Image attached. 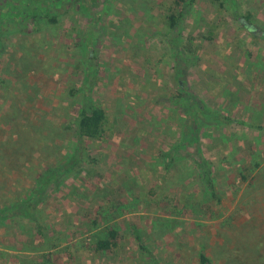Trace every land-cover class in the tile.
Returning a JSON list of instances; mask_svg holds the SVG:
<instances>
[{
	"label": "rangeland",
	"instance_id": "rangeland-1",
	"mask_svg": "<svg viewBox=\"0 0 264 264\" xmlns=\"http://www.w3.org/2000/svg\"><path fill=\"white\" fill-rule=\"evenodd\" d=\"M236 1L254 34L199 0L180 45L198 57L184 71L185 90L236 120L200 131L220 201L198 185L193 147L180 152L179 170L161 162L185 138L186 117L172 103L179 89L166 23L175 0H118L109 33L94 31L101 69L94 99L108 115L107 133L90 144L92 161L76 170L79 178L50 190L43 207L50 242L28 221L0 226V264H200L203 252L214 264H264V0ZM75 19L16 36L0 56V207L24 198L35 173L72 153L81 96L69 92L82 80L75 41L91 29ZM212 24L216 39L207 42L201 35ZM12 107L18 116L9 121ZM109 229L119 230L118 247L96 252L92 236Z\"/></svg>",
	"mask_w": 264,
	"mask_h": 264
},
{
	"label": "trees",
	"instance_id": "trees-1",
	"mask_svg": "<svg viewBox=\"0 0 264 264\" xmlns=\"http://www.w3.org/2000/svg\"><path fill=\"white\" fill-rule=\"evenodd\" d=\"M102 0H0V56L6 55L11 45L9 40L14 37H22L28 34H38L48 29L60 28L68 21H74L75 17L87 19L88 27L91 28L85 34L76 38L75 46L80 51L82 62V75L79 90L73 89L69 92L71 96H81L80 109L74 120L75 128L73 131L72 153L66 161L56 167H51L42 173H35L33 180L34 186L28 190L24 198L13 201L0 207V226L8 227L14 223L28 221L32 225V230L40 237H48L47 226H45L46 217L44 216V204L52 189L55 193L60 192L63 186L71 178H79L76 170L82 165L91 163L90 144L104 139L107 133L108 115L106 111L94 99L95 90L100 82V65L97 61L95 47L98 42L96 32L101 35H107L111 26L109 15L114 9L115 2L118 0H104L101 10L95 11ZM199 0H175L174 9L166 18L172 38L173 56L175 64V80L179 89V96L173 100L174 108L186 117L185 127L181 124L185 138L169 149L162 155V165L168 171L181 169V161L185 158L180 154L181 151H187L191 146L194 148L195 168L198 172V185L206 186L211 197L216 202L220 201L219 192L212 180V167L205 158L201 150L200 131L204 127L221 128L236 124L230 116L224 115L219 109L209 106L203 101H198L185 90L184 82L186 66L198 60L194 56L192 48H181V37L184 34L183 23L187 19L191 9ZM212 4L218 5L219 10L226 12L232 20L239 24L244 22L248 33L254 34L257 30L252 22L251 15H243L239 9L236 0H210ZM98 9V8H97ZM133 10H136V8ZM108 17V18H107ZM105 18H107L105 20ZM207 30V34L201 35V38L207 42H214L216 39L214 24ZM94 31L95 34H94ZM264 35V32H263ZM264 37V36H263ZM113 39V38H112ZM190 36L189 40H195ZM20 40V39H19ZM22 42V40H20ZM188 53L187 58H183ZM197 55V53H196ZM1 94V91H0ZM257 112V111H256ZM12 113V114H11ZM4 118L9 121L18 116V112L12 107V112L5 114ZM10 115V116H9ZM3 117V116H2ZM22 144V143H21ZM40 145H38L39 147ZM8 157V156H6ZM95 161V160H94ZM181 162V163H180ZM179 175V174H178ZM77 180V179H76ZM205 215L208 210L203 212ZM98 229V223L93 222L92 231ZM137 240L142 243L140 230L134 228ZM47 243L50 242L46 239ZM120 242V232L118 229H109L106 232L94 233L90 243L96 252L114 251ZM145 250L144 246H141ZM147 251V250H146ZM242 262L235 260L236 264H246L243 258ZM261 262L264 260H260ZM259 261V262H260ZM200 264H214L206 253L199 255ZM228 263V258L225 260Z\"/></svg>",
	"mask_w": 264,
	"mask_h": 264
},
{
	"label": "crops",
	"instance_id": "crops-1",
	"mask_svg": "<svg viewBox=\"0 0 264 264\" xmlns=\"http://www.w3.org/2000/svg\"><path fill=\"white\" fill-rule=\"evenodd\" d=\"M209 105V104H208ZM214 107V106H213ZM149 173V172H148Z\"/></svg>",
	"mask_w": 264,
	"mask_h": 264
},
{
	"label": "water",
	"instance_id": "water-1",
	"mask_svg": "<svg viewBox=\"0 0 264 264\" xmlns=\"http://www.w3.org/2000/svg\"><path fill=\"white\" fill-rule=\"evenodd\" d=\"M245 22V21H244Z\"/></svg>",
	"mask_w": 264,
	"mask_h": 264
}]
</instances>
